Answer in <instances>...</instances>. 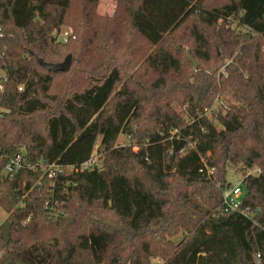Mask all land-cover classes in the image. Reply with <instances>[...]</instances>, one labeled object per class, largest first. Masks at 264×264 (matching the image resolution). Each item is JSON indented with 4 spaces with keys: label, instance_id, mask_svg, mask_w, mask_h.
Returning <instances> with one entry per match:
<instances>
[{
    "label": "trees",
    "instance_id": "16d2710c",
    "mask_svg": "<svg viewBox=\"0 0 264 264\" xmlns=\"http://www.w3.org/2000/svg\"><path fill=\"white\" fill-rule=\"evenodd\" d=\"M117 2L0 0V264H264V0ZM99 142L102 168L49 176ZM22 152L38 168L2 174ZM230 167L249 215L221 214Z\"/></svg>",
    "mask_w": 264,
    "mask_h": 264
},
{
    "label": "rangeland",
    "instance_id": "374dc122",
    "mask_svg": "<svg viewBox=\"0 0 264 264\" xmlns=\"http://www.w3.org/2000/svg\"><path fill=\"white\" fill-rule=\"evenodd\" d=\"M117 3H118L117 0H100V5L97 8L98 14H100L102 16H112L114 14V12H115V8H116ZM226 27L231 28V30H234L236 32L243 30V33H244V29H245L243 27H240L237 24V22L228 23L226 25ZM72 31H73V29H72V27H70V25L63 26L60 33H56L55 32V36L58 39L57 42H62L60 38L62 36H64V35H66V34H70V37L74 38V37L71 36ZM73 36H75V35H73ZM190 42H191V39H190ZM62 43H67V42H62ZM189 52L192 53V49L190 48V46L189 47L187 46L185 48V50L183 48V53H182L181 56L186 62H189V60H188ZM200 62H201L202 65H205V63H203L202 61H200ZM224 62L228 63L229 61L225 60ZM224 62H222L221 65L218 68L219 74L222 73V72H224V73L226 72V68H225ZM3 75H4V72L0 71V77L3 76ZM61 83H62V81H61ZM226 104L222 100H216L214 105H213V107H212V109H213L212 111H214L215 114H218V112L222 111L221 108H220L222 106L223 107L222 113H225V111L227 110ZM215 114H213V116ZM136 143H137V141L135 139L130 138L127 134H124V133L120 134L118 139H117V146H133L134 150L138 149V147L134 145ZM100 151H101V148H100V142H99L97 144L94 156H96L98 158H101V157H99V155L101 153ZM101 159H102V162H103L104 159L103 158H101ZM67 170L69 172L72 171L70 169H67ZM59 171H60V169L57 170V172H59ZM259 173H260V169H259L258 166H255L252 169H249V170L246 171L247 175L248 174L257 175ZM226 177H227V180L231 182L232 186H236V185H240L242 183L243 178H244V173H242L241 171H239L235 167H230L228 169V174H227ZM7 218H8L7 212L0 206V228H2L3 225L7 222ZM184 236H185V232H184V230H182L179 234H177L175 236L168 235L167 239L171 240L172 244L176 245V244L181 242V240L183 239ZM164 263H165V260L162 257H160L159 255L152 257L151 262H150V264H164Z\"/></svg>",
    "mask_w": 264,
    "mask_h": 264
},
{
    "label": "built area",
    "instance_id": "2783aa9c",
    "mask_svg": "<svg viewBox=\"0 0 264 264\" xmlns=\"http://www.w3.org/2000/svg\"><path fill=\"white\" fill-rule=\"evenodd\" d=\"M75 38V36H73ZM70 38V34H66L62 36L60 39L62 42H68ZM5 81L4 75L0 77V90L3 89V82ZM20 91L23 90V86L19 87ZM0 115L1 110H0ZM38 165L31 163L26 157L24 153H19L13 157H11L4 166L2 174L7 176H14L15 174L19 173L25 169H37ZM94 168H102L101 162L99 158L96 156H92L88 161L83 163L80 167L76 168L75 166H68L65 168L64 166L60 165H50L47 169L48 174L51 178H54L57 175V170L60 171L70 169L75 171H85ZM243 182V181H242ZM223 205L221 207V214H229L232 212H242L244 214L249 215V211L243 208L244 204V191H243V183L236 186L229 187L225 193L223 198ZM48 204V203H47Z\"/></svg>",
    "mask_w": 264,
    "mask_h": 264
},
{
    "label": "water",
    "instance_id": "95a60500",
    "mask_svg": "<svg viewBox=\"0 0 264 264\" xmlns=\"http://www.w3.org/2000/svg\"><path fill=\"white\" fill-rule=\"evenodd\" d=\"M189 59L190 61L195 65V67L199 66V62L193 57V55L191 54V52H189ZM72 61H73V55L69 54L64 61H62L61 63H45L43 61H41V63L46 66L50 71H67L71 68L72 66ZM11 227L12 224L10 221H7L3 227H2V235H3V239L5 241V245L8 246L9 242H10V238H11Z\"/></svg>",
    "mask_w": 264,
    "mask_h": 264
}]
</instances>
